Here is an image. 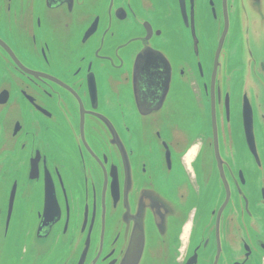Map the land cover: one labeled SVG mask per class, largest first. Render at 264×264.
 Segmentation results:
<instances>
[{"label": "flooded vegetation", "instance_id": "obj_1", "mask_svg": "<svg viewBox=\"0 0 264 264\" xmlns=\"http://www.w3.org/2000/svg\"><path fill=\"white\" fill-rule=\"evenodd\" d=\"M40 1L32 16L15 23V28L3 18L0 21V39L22 66L44 71L49 76V79H29L24 71L15 69L8 56L11 54L7 51V55L0 48V88L7 91L5 105L0 104V181L15 178L19 188L26 184L29 187L28 175L36 173L33 169L36 165L37 194L42 189L40 177L48 172L54 182L58 181L51 171L63 168L73 169L74 176L84 182L86 191L90 180L101 188L107 178V166L94 157L122 149L129 159V169L123 168L117 153L108 155V162L116 166L117 181L128 185L134 201L138 202L139 224L148 223L159 229L166 226L168 231L185 219L173 242L178 247V264L188 258H196L202 264L207 257L209 264H264V12H230L231 27L214 75L216 42L213 46L210 33L204 39L200 60L203 76L190 75L187 88L179 85L173 91H168L171 86L168 83L163 95L157 88L146 86L148 100L152 103V107L146 109L137 99L136 77L129 62H112L119 51L123 56L137 48L141 52L148 50L151 44L144 38L147 30L135 25L125 35L124 43L118 47L108 45L107 53L100 57H94L95 47L80 55L79 50L68 48L70 66L55 69L57 52L66 47L52 34L37 30L35 21L42 14L41 3L48 6L45 0ZM128 1L145 5L151 0ZM169 4L173 1L169 0ZM218 5L222 6V0H218ZM96 15L102 17L104 13L101 10ZM204 17L206 19L205 14ZM218 18L223 25L222 12H218ZM255 18L261 20L260 24ZM148 22L150 31L152 26L158 28L154 20ZM72 30L68 28L69 32ZM140 37L139 44L134 45ZM126 43L132 46L123 50ZM41 49L47 65L41 57ZM184 51V55L177 50H172L171 54L177 58L191 56L188 48ZM84 61H91L94 73L96 112L112 123L116 144L112 133L109 136L106 127L90 111L88 83L76 71L84 69ZM22 92L37 105L44 106L51 113L50 119L40 117ZM168 95V105L163 106L164 97ZM243 95L251 107L253 145L259 167L255 157L249 155L241 120ZM175 96L178 105L169 107ZM142 111H146L148 120L141 122ZM180 111L194 114L190 126L179 117ZM15 121L21 128L13 136ZM162 141L170 153V169L160 147ZM67 184L73 194L75 188L68 181ZM97 193L105 195L103 190ZM1 197L0 188V201ZM75 202L76 212L80 214L81 194ZM150 202L152 207L145 209L143 203ZM100 213L103 211L98 210ZM125 220L128 218L124 216Z\"/></svg>", "mask_w": 264, "mask_h": 264}, {"label": "water", "instance_id": "obj_2", "mask_svg": "<svg viewBox=\"0 0 264 264\" xmlns=\"http://www.w3.org/2000/svg\"><path fill=\"white\" fill-rule=\"evenodd\" d=\"M172 1L173 4H169V0H151L149 4L143 5L140 1L127 2V0H45L48 6L41 3L42 14L37 17L35 26L37 30H44L55 36L66 47L62 52H57L55 69L70 66L71 58L68 55V48L79 50L78 55H80L95 47L101 51L97 52L94 49V57H100L103 53H107L108 45L118 47L124 43L127 40L124 38L125 35L130 33L135 25L143 26L147 30L145 41L150 43L151 47L142 52L137 48L131 54L123 56L119 51L113 57L112 63L123 61L127 64L129 62L132 74L136 77L135 85L139 92L137 99L141 101L142 107L148 109L152 107V103L148 100L146 86L151 89L157 88L159 94L163 95L167 91L168 83H171L168 91H173L179 85L187 88L190 75L193 76L196 73L200 78L203 76L200 60L204 53V39L210 33H212L213 46L216 42L213 54L214 75L219 67V59L231 27L228 20L230 12H264V0H222L220 8L218 0ZM241 1L242 4L250 3L254 10H242ZM38 2L41 1L0 0V14H2L0 21L3 18L6 24L10 22L15 28V23L32 16ZM101 10L104 15L99 17L96 13ZM218 12L223 13V25L218 18ZM165 18H169L168 21L162 22ZM173 18L174 22H172ZM148 20H154L158 28L155 29L150 24L152 26L150 31ZM254 21L258 24L261 22L259 18H255ZM71 27L73 30L69 32L68 28ZM172 29L183 36L182 46L183 49L188 48L190 57L177 58L171 54L172 50L177 49L167 47L165 35ZM27 34L25 32L24 36L26 37ZM139 40L141 41V37L134 41V45H138ZM130 46L132 43H126L123 50H127ZM201 46L202 53H200ZM0 48L6 54L7 51L11 54V56L7 55L12 59L15 69L24 71L29 79L36 80L39 77L49 79L44 71L24 68L1 39ZM41 57L47 65L43 49H41ZM83 65V70L78 68L76 71L82 74L88 83L90 111L106 127L108 135L112 133L113 142L116 144L117 139L112 131V123L98 116L96 112L97 107L94 104L96 87L91 61H84ZM203 89L205 93L207 90L204 85ZM6 95V89L0 88V104L5 105ZM22 96L32 103L40 117L50 119L51 113L44 106L37 105L25 92H22ZM169 97L170 95L164 97L166 101L163 106L168 105ZM185 98L189 99L190 96ZM177 99L176 96L173 97L169 107H176ZM126 104L129 108L127 99ZM147 115L146 111L144 113L142 111L140 121L148 120ZM241 115L249 143V155L255 157V163L259 167L260 162L253 145L251 107L244 95L241 100ZM179 117L184 120L186 126H190L194 120V114H183L181 111ZM20 128L19 122L15 121L12 126L13 136ZM213 131L215 132L214 125ZM160 147L164 150L167 168L170 169L168 161L170 153L167 145L162 141ZM116 153L119 155L123 168L125 170L130 168L129 159L122 149L94 157L95 160L107 166L105 169L107 178L101 188L90 180L86 191L84 182L78 176H74L73 169L63 168L51 171L58 181L54 182L48 172L40 177L42 189L37 194L36 187L39 185V180L35 178L39 174H37L34 160L33 169L36 173L29 172L28 178L31 182L29 187L26 184L24 188H19L14 181L15 178L0 181L2 196L0 264H178L180 260L178 247L173 242L185 219L180 225L169 228L168 231L166 226L159 229L148 223L139 224L137 219L141 208L138 202L134 201L129 186L117 181L116 166L108 162V155L116 156ZM36 155L35 153V158H37ZM62 160L63 157H60V161ZM67 181L75 188L73 194L70 193ZM97 190H103L105 195L97 193ZM80 194L81 207L78 214L75 200ZM60 205L66 206V209ZM143 206L149 209L152 203H143ZM98 210L103 213L98 214ZM124 216L128 220L124 221ZM187 229L188 227L185 230ZM209 262L210 258L207 257L202 264H209ZM180 264L199 263L196 258L193 260L188 258Z\"/></svg>", "mask_w": 264, "mask_h": 264}, {"label": "rangeland", "instance_id": "obj_3", "mask_svg": "<svg viewBox=\"0 0 264 264\" xmlns=\"http://www.w3.org/2000/svg\"><path fill=\"white\" fill-rule=\"evenodd\" d=\"M241 4H242V1H241ZM252 7L253 6H251L250 3L242 4V10H245V11L254 10L252 9ZM165 39L167 41L166 42L167 47H174L182 55L185 54V51L182 46L183 36L179 34L175 29H172L168 33H166Z\"/></svg>", "mask_w": 264, "mask_h": 264}, {"label": "bare ground", "instance_id": "obj_4", "mask_svg": "<svg viewBox=\"0 0 264 264\" xmlns=\"http://www.w3.org/2000/svg\"><path fill=\"white\" fill-rule=\"evenodd\" d=\"M187 236V234L185 235V237Z\"/></svg>", "mask_w": 264, "mask_h": 264}]
</instances>
